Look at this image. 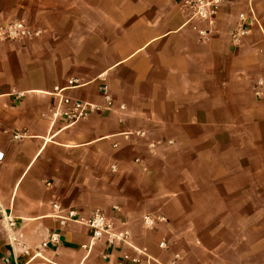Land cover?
Returning a JSON list of instances; mask_svg holds the SVG:
<instances>
[{
	"label": "crops",
	"instance_id": "1",
	"mask_svg": "<svg viewBox=\"0 0 264 264\" xmlns=\"http://www.w3.org/2000/svg\"><path fill=\"white\" fill-rule=\"evenodd\" d=\"M15 20L40 33L0 38V264L131 252L69 210L102 213L160 262L248 264L236 247L264 212V0H221L206 36L177 0H0V26ZM63 98L95 108L70 117ZM143 215L163 220L145 229Z\"/></svg>",
	"mask_w": 264,
	"mask_h": 264
},
{
	"label": "built area",
	"instance_id": "2",
	"mask_svg": "<svg viewBox=\"0 0 264 264\" xmlns=\"http://www.w3.org/2000/svg\"><path fill=\"white\" fill-rule=\"evenodd\" d=\"M220 2L221 0H177L179 8L185 12L187 22L193 23V28L197 29L201 36H206L211 31V28H213ZM238 21L237 27L231 34L235 41H238L247 32V19L242 13L238 15ZM196 23H205L209 28H197ZM39 33L40 30L31 28L26 22L21 20L10 21L0 26V38L2 39L21 40L37 36ZM69 83H72V80ZM100 90L103 97L110 103L107 87L101 85ZM63 102L70 104L72 107L71 110L64 111L63 113L74 118L83 116L95 108L94 105L88 102L70 100L69 98H63ZM17 136L19 135H14V137ZM2 157L3 152L0 150V161ZM62 219L74 220L87 226L91 233V240L98 238L102 234H106L108 242L129 246L131 252L123 253L116 264H176L179 258L178 254H174L168 262H160L156 258H153L144 248L132 245L129 241V232L127 230H116L114 225L102 213L93 212L88 216H82L69 210L65 216H62ZM160 220H163V217L150 215H143L141 217L142 225L145 229L153 228L155 223ZM48 244L52 246L59 244L58 232H51L47 240L42 242V246ZM159 246L163 247L165 243L159 242Z\"/></svg>",
	"mask_w": 264,
	"mask_h": 264
},
{
	"label": "rangeland",
	"instance_id": "3",
	"mask_svg": "<svg viewBox=\"0 0 264 264\" xmlns=\"http://www.w3.org/2000/svg\"><path fill=\"white\" fill-rule=\"evenodd\" d=\"M258 201L264 205V196ZM253 204L258 205L259 202H253ZM244 221L250 228L246 226L244 229L245 234L241 240L245 241L238 244L236 250L246 252L248 264H264V212L246 214Z\"/></svg>",
	"mask_w": 264,
	"mask_h": 264
}]
</instances>
